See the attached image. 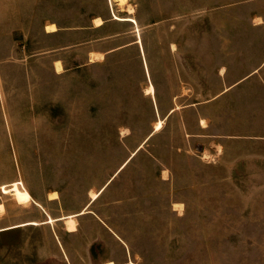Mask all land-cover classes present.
<instances>
[{
    "label": "rangeland",
    "instance_id": "1",
    "mask_svg": "<svg viewBox=\"0 0 264 264\" xmlns=\"http://www.w3.org/2000/svg\"><path fill=\"white\" fill-rule=\"evenodd\" d=\"M129 1L0 0V264H264V0Z\"/></svg>",
    "mask_w": 264,
    "mask_h": 264
},
{
    "label": "bare ground",
    "instance_id": "2",
    "mask_svg": "<svg viewBox=\"0 0 264 264\" xmlns=\"http://www.w3.org/2000/svg\"><path fill=\"white\" fill-rule=\"evenodd\" d=\"M114 1H116L117 4H119L121 6L129 5L128 6L129 7L128 11L131 14H133L135 12L134 7L129 4V2H130L129 0H114ZM121 11H123V10H121ZM116 18L120 19V20H129V21H132L133 23L138 24L136 18L133 17V16H128V17H118V16H116ZM94 21H95V25H97V26H100V25H102L104 23V19L102 17H100V16L96 17L94 19ZM46 29H47L48 32H51V31L57 30L58 26L56 25V23L52 22V23L47 24ZM92 56L103 57V54L102 53H93ZM56 67L58 68L59 71L62 70L60 61L56 62ZM146 92L148 94H151V95L152 94L153 95L156 94L155 93V86H154L153 83L148 85V87L146 88ZM178 108H180V106L176 107V109H178ZM174 110L175 109H172L171 112H173ZM202 124L205 125L204 124V120H202ZM163 127H164V121L162 119H160V120L155 122V131H160ZM129 160H131V159L129 158ZM122 167H123V165H122ZM164 177L165 178L168 177L167 171L164 172ZM20 185H21V183L19 181H14L10 185H1L0 186V190H2L3 193H5V194H11L19 205H25L26 206V205H28V204H30L32 202H35L36 204L40 205L39 202L35 201V199L33 198V195L31 194V192L26 187H24V186L21 187ZM100 193H101V191H98V192L92 191V192H90L91 200L95 201L99 197ZM58 198H59V195H58L57 192H53V193H51L49 195V199H58ZM174 207L176 209H178V210H183V204L174 203ZM2 209H4V205L0 204V211ZM42 209H44V208H42ZM86 212H88V210L85 208L84 210H82L81 212H79L77 214H72V215H67V216L61 217V219L64 221V223L66 225V229L68 231H70V232L76 231L78 229L77 215L83 214V213H86ZM55 220H56L55 218H53L52 216H49L48 219L46 221H44V222L35 221V220L27 221V222H24V223H18V224L10 225V226H8L6 228L0 229V231L11 230V229H14V228L23 227V226H27V225L28 226L29 225L38 226V225H42L44 223H53ZM105 264H115V262L114 261H109L107 263L105 262Z\"/></svg>",
    "mask_w": 264,
    "mask_h": 264
},
{
    "label": "trees",
    "instance_id": "3",
    "mask_svg": "<svg viewBox=\"0 0 264 264\" xmlns=\"http://www.w3.org/2000/svg\"><path fill=\"white\" fill-rule=\"evenodd\" d=\"M97 16H100V17H101V15H97ZM97 16H96V17H97ZM105 20H106V19H104V23H103L101 26H98L97 28L102 27V26L106 23ZM54 23H55V22H54ZM62 27H64V28H62ZM65 27H67V26L59 25L58 30L55 31V32H51V33L56 34V33H58V32H62V31H69V32H71V31H76V30H78V29L71 28V26L68 27V28H65ZM71 33H72V32H71ZM61 44H62V46L68 45L66 42H61ZM96 51H100V50H96ZM114 51H115V50H112V52H114ZM101 52H102V51H101ZM106 59H107V57H105V60H106ZM241 83H242V82H239V84H241ZM239 84H238V86H240ZM235 87H237V85H235ZM139 149H140V148H139ZM139 149H138V150H139ZM138 150L135 151V152H133L134 154H132V156H130V159H132V158L138 153ZM130 161H131V160H129V158H128V160H126V162H124L125 165L123 164V168H124V167H125ZM123 168H122V166H121L120 169L122 170ZM121 170H119L118 174L121 172ZM112 181H113V180H112ZM112 181H111V182H112ZM109 184H110V183H109ZM109 184H108V185H109ZM108 185H107V186H108ZM107 186H106L105 188L103 187L104 190L107 188ZM103 188H102V189H103ZM102 189H101V190H102ZM101 190H100V191H101ZM30 192H31V191H30ZM31 194L34 196L33 192H31ZM99 196H100V195H99Z\"/></svg>",
    "mask_w": 264,
    "mask_h": 264
},
{
    "label": "crops",
    "instance_id": "4",
    "mask_svg": "<svg viewBox=\"0 0 264 264\" xmlns=\"http://www.w3.org/2000/svg\"><path fill=\"white\" fill-rule=\"evenodd\" d=\"M51 23H52V22H51ZM96 26H97V25H96ZM100 26H101V25H100ZM57 30H58V29H57ZM57 30H55V31H57ZM55 31H51V32H55ZM47 32H48V31H47ZM51 32H50V33H51ZM95 53H97V52H95ZM102 54H103V52H102ZM91 58H92V56H91ZM57 61H60V60H56V61H55V64H56ZM223 70H224V68H223ZM165 171H167V173H168V170H164V171H163V178H164V179H168V178H169V174H168V177H167V178L164 177V172H165ZM51 200H56V199H51ZM175 203L183 204L182 202H175ZM173 205H174V204H173ZM174 208H175V207H174ZM175 210H178V209L175 208ZM86 213H87V212H86ZM86 213H84V214H86ZM82 215H83V214H82ZM79 216H80V215H79ZM47 219H48V218H47ZM47 219H46V220H47ZM55 219L58 220V221L62 220L61 217H56ZM59 219H60V220H59ZM46 220H44V221H46ZM44 221H41V222H44ZM77 221H78V219H77ZM26 222H27V221H26ZM21 223H24V222H21ZM17 224H18V223H17ZM44 224H46V223H44ZM64 224H65V223H64ZM12 225H14V224H12ZM8 226H10V225H8ZM8 226L1 227L0 229H2V228H6V227H8ZM65 227H66V225H65ZM18 228H19V227H18ZM11 230H12V229H11ZM66 230H67V229H66ZM77 230H78V229H77ZM77 230H76V231H77ZM6 231H8V230H6ZM67 231H68V230H67ZM68 232H70V231H68ZM73 232H75V231H73ZM107 262H109V261H107ZM107 262H106V263H107ZM104 264H105V263H104ZM115 264H116V263H115Z\"/></svg>",
    "mask_w": 264,
    "mask_h": 264
},
{
    "label": "water",
    "instance_id": "5",
    "mask_svg": "<svg viewBox=\"0 0 264 264\" xmlns=\"http://www.w3.org/2000/svg\"><path fill=\"white\" fill-rule=\"evenodd\" d=\"M124 165H125V164H124ZM122 168H123V167H122ZM109 183H110V182H108V184H109ZM108 184H107V185H108ZM107 185H106V186H107ZM106 186H105V187H106ZM105 187H104V188H105ZM104 188L102 189V191L104 190ZM83 214H84V213H83ZM79 215H82V214H79ZM79 215H78V216H79Z\"/></svg>",
    "mask_w": 264,
    "mask_h": 264
}]
</instances>
